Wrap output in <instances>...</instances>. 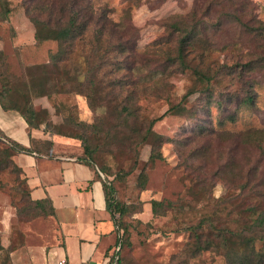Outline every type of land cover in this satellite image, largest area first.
I'll return each instance as SVG.
<instances>
[{"label":"rangeland","instance_id":"rangeland-1","mask_svg":"<svg viewBox=\"0 0 264 264\" xmlns=\"http://www.w3.org/2000/svg\"><path fill=\"white\" fill-rule=\"evenodd\" d=\"M90 2L105 15L93 20L60 63L61 70L75 77L70 80L32 68L46 63L58 44L34 40V26L26 13L31 0H0V92L7 87L21 94L34 75L50 77L49 85L59 86L60 92L32 97L31 103L33 107L38 103L34 109L41 113L39 106L48 109L49 118L60 123L63 131L83 135L91 146L99 145L95 158L111 173L103 178L112 182L117 199L126 206L122 216L116 214L120 227L127 229H122L125 240L119 250L123 264H226L212 249L192 258L187 227L213 216L218 226L236 229L233 207L219 198L237 195L239 177H264V155L242 139L248 129L264 132V34H254L247 27L257 20L264 22V0ZM193 28L198 40L187 56L192 68L168 65L163 69V58L175 56L183 29ZM155 67L162 70V75H156L159 89L144 92L143 77ZM193 67L213 75L208 89L214 97H224L220 106L214 99L205 100L204 85L194 76ZM191 87L198 91L182 100ZM249 92L252 106L244 104ZM127 102L146 121L172 109L153 125L162 136L155 148L145 143L135 153L127 142H117L128 130L113 110L120 111ZM225 107L236 112L234 122H219ZM98 118L103 122L96 138L87 125L98 124ZM6 149L0 139V259L5 254L2 243L9 249L15 242L7 240L23 228H44L47 223L46 215L31 202L24 172L12 164ZM151 153L158 156L150 158ZM141 171L147 176L144 185L139 182ZM152 200L172 206L165 214L153 216ZM115 249L114 245L112 253Z\"/></svg>","mask_w":264,"mask_h":264},{"label":"trees","instance_id":"trees-1","mask_svg":"<svg viewBox=\"0 0 264 264\" xmlns=\"http://www.w3.org/2000/svg\"><path fill=\"white\" fill-rule=\"evenodd\" d=\"M31 4L26 8L29 20L34 26L33 38L36 42L52 40L56 41L58 48L55 52H50L48 61L43 64L32 66V68L42 71V73H53L64 75L67 79L74 80L75 77L70 75V72L64 68L61 70L60 63L67 60L69 53L72 52V47L75 41L90 29L91 24L96 20H100L105 13L95 11L91 5L90 0H31ZM94 20V21H93ZM105 21L101 23L103 27ZM247 26V25H246ZM250 31L257 35L264 34V22L257 20L256 25L247 26ZM181 29V27H179ZM177 30V29H176ZM196 29H183L177 45L175 47V56L170 54L163 58L161 66L165 69L169 66H176L184 70L192 68L187 62L188 52L191 51L197 43ZM166 63V65L164 64ZM99 68V67H97ZM89 72H96V69H88ZM148 75L143 77L146 82L144 85V92L147 90L155 91L159 89L160 81L156 75L161 74L157 67L149 68ZM193 74L196 79L204 85L205 100L210 103L214 99L215 103L220 106L224 97H214L208 85L210 84L213 75L209 74V70L198 69L193 67ZM150 73V75H149ZM34 75V74H32ZM162 75V74H161ZM89 77V83L92 81ZM50 77L31 76L27 91H21L19 94H13V89L3 88L0 92V104L5 110H16L24 118L30 128H39L43 125L44 130L52 135H60L76 139L82 148V157L93 168L98 169V176L101 177L106 197V205L112 217L116 222L117 239L115 243V250L109 258L107 264H123V259L119 256V250L123 245L124 233L127 231L126 227H120L116 221V214L122 216L125 213L126 206L121 205L115 195V188L112 182L107 181L103 177H108L111 173L106 165L98 164L95 153L99 145L91 146L88 140L80 134L70 133L63 131L60 123H56L49 118L48 112L36 111L31 103L32 97L50 96L53 93L60 92L59 86L55 83L49 85ZM149 83V84H148ZM198 89L191 87L182 96V100L189 99ZM90 93H86V97H90ZM128 101L130 98L127 99ZM229 102L232 101L228 97ZM244 104L247 106L253 105V93L249 92L244 98ZM91 106V103H89ZM209 105V104H208ZM223 113L220 123L224 121L234 122L236 120L235 111H226ZM119 123L124 124L127 132H124L118 137L117 142H127L129 148L137 153V148L145 143H150L152 148H155L162 140V136L153 129L154 123L162 118L166 113L171 112L172 109H167L162 115L149 119L141 120L137 114V108L127 102L122 106L120 111L113 110ZM103 118V117H102ZM102 118H98V124L92 123L90 126L92 133L96 138L99 137L101 130H99V123L102 124ZM203 130V126H199ZM107 138L108 133H105ZM0 139L7 147L8 157L16 154L18 151H32V148H25L16 142L10 140L0 131ZM244 142L248 145L256 146L257 149L264 155V132L259 129H248L243 133ZM158 154L151 153L150 158L157 157ZM136 160V158H135ZM11 162V161H10ZM14 162V160H13ZM12 163V162H11ZM16 165V163H12ZM19 167V166H18ZM20 168V167H19ZM101 174L104 176H101ZM146 174L141 171L139 173V182L144 185L146 181ZM238 193L231 199L219 198L231 204L235 211L236 222L238 227L233 229L228 225H219L213 220L212 217H206L200 224L187 227L190 232V251L191 257L194 258L197 254L205 250H215L220 253L225 259L226 264H264V177H239L237 180ZM31 202L40 210L43 215L48 214V206L46 201ZM219 203V202H218ZM171 202L164 203L162 200H152L151 211L153 216L165 214L166 209H170ZM205 223L207 226L204 227ZM119 240V247L118 246Z\"/></svg>","mask_w":264,"mask_h":264},{"label":"crops","instance_id":"crops-1","mask_svg":"<svg viewBox=\"0 0 264 264\" xmlns=\"http://www.w3.org/2000/svg\"><path fill=\"white\" fill-rule=\"evenodd\" d=\"M34 102V108L37 107ZM40 110L48 109L39 106ZM48 112V111H47ZM0 131L30 151H18L14 162L24 172L30 199L46 201L44 228H23L3 244L0 264H107L116 243V222L106 205L98 169L82 157L80 144L69 137L30 128L16 110L0 104Z\"/></svg>","mask_w":264,"mask_h":264},{"label":"built area","instance_id":"built-area-1","mask_svg":"<svg viewBox=\"0 0 264 264\" xmlns=\"http://www.w3.org/2000/svg\"><path fill=\"white\" fill-rule=\"evenodd\" d=\"M101 176H103V175L101 174ZM38 264H64V260L60 259L56 263H50V262H47V261H42V262H40Z\"/></svg>","mask_w":264,"mask_h":264},{"label":"water","instance_id":"water-1","mask_svg":"<svg viewBox=\"0 0 264 264\" xmlns=\"http://www.w3.org/2000/svg\"><path fill=\"white\" fill-rule=\"evenodd\" d=\"M118 247H119V240H118V246H117V249H118Z\"/></svg>","mask_w":264,"mask_h":264}]
</instances>
